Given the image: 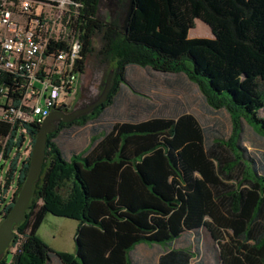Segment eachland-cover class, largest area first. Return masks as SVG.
Returning a JSON list of instances; mask_svg holds the SVG:
<instances>
[{
	"label": "trees",
	"instance_id": "trees-1",
	"mask_svg": "<svg viewBox=\"0 0 264 264\" xmlns=\"http://www.w3.org/2000/svg\"><path fill=\"white\" fill-rule=\"evenodd\" d=\"M71 1L63 20L81 42L77 69L83 74L95 55L114 71L112 87L105 103L48 135L25 219L0 264L8 253L12 264H192L200 249L181 242L203 229L220 264H264V161L244 141L245 124L264 139V0H133L126 31L129 0H116L107 20L103 0ZM197 20L211 39L189 38ZM132 67L185 76L207 108L228 114L229 131L191 113L138 121L111 114L124 88L136 92ZM88 125L83 149L60 146V135ZM40 127L0 121V155L10 160L0 222L25 184L31 152L23 158L22 150ZM50 213L78 220L74 258L39 239ZM141 246L157 247V263L137 253Z\"/></svg>",
	"mask_w": 264,
	"mask_h": 264
},
{
	"label": "built area",
	"instance_id": "built-area-1",
	"mask_svg": "<svg viewBox=\"0 0 264 264\" xmlns=\"http://www.w3.org/2000/svg\"><path fill=\"white\" fill-rule=\"evenodd\" d=\"M70 5L0 0V121L41 126L74 100L83 75L77 69L82 46L63 20Z\"/></svg>",
	"mask_w": 264,
	"mask_h": 264
},
{
	"label": "rangeland",
	"instance_id": "rangeland-1",
	"mask_svg": "<svg viewBox=\"0 0 264 264\" xmlns=\"http://www.w3.org/2000/svg\"><path fill=\"white\" fill-rule=\"evenodd\" d=\"M116 8V0H103L100 5L99 15L101 18L107 20ZM52 15L56 14V11L50 12ZM212 33L210 28L201 22L196 21L194 29L191 31L190 38H205L211 39ZM94 48L98 50L100 48V39L96 38L94 41ZM111 68L104 67L95 55L88 58L85 70L80 80L79 91L81 96L77 101L79 108L85 107L91 104L102 92L103 83L105 82ZM78 91V92H79ZM181 91V90H180ZM195 94L200 95L197 91ZM202 100V97H201ZM68 102H70L68 100ZM194 110L200 119L206 125H214L218 130L223 133H227L230 128V118L224 111H214L205 106L199 99L195 102ZM261 116H264V110L261 112ZM90 125L85 127H76L67 136L60 135L58 140L60 146L61 142L66 149L70 151H80L83 149L88 140V134ZM244 141L248 151L264 161V139L260 138L255 132L245 124ZM29 139L25 142V148L22 150V157L25 158L29 155L32 148L28 145ZM28 145V146H27ZM10 160H2L0 155V185L4 184L6 172L9 168ZM14 190V188H13ZM78 227V220L70 217L57 216L55 214H48L45 221L38 230V237L48 247H50L55 253H59L66 257L74 258L76 256V241L75 235ZM194 238H199L198 244ZM184 245H189L193 252H196L197 247L200 249V255L192 261V264H220L217 259L216 248L211 241L208 233L203 229L199 232V235L190 234L187 240L182 241ZM14 252V249L11 248ZM138 254H146L153 256L155 263L158 261L157 247H139L137 249ZM3 257V256H2ZM1 257V258H2ZM12 254H6L5 263L12 264ZM59 260L54 258L50 264L58 263Z\"/></svg>",
	"mask_w": 264,
	"mask_h": 264
},
{
	"label": "crops",
	"instance_id": "crops-1",
	"mask_svg": "<svg viewBox=\"0 0 264 264\" xmlns=\"http://www.w3.org/2000/svg\"><path fill=\"white\" fill-rule=\"evenodd\" d=\"M127 79L136 92L124 88L116 97L114 106L108 110L123 121L196 114L195 102L199 99L204 103L200 95L194 93H199L197 87L180 74L163 75L132 67L127 72Z\"/></svg>",
	"mask_w": 264,
	"mask_h": 264
},
{
	"label": "water",
	"instance_id": "water-1",
	"mask_svg": "<svg viewBox=\"0 0 264 264\" xmlns=\"http://www.w3.org/2000/svg\"><path fill=\"white\" fill-rule=\"evenodd\" d=\"M133 9V0H129L128 11L123 21V30H127V24ZM114 71L111 70L103 83L101 94L89 105L75 109L69 114L61 111L50 113L40 127V131L34 141L30 167L23 188L9 214L0 222V258L6 253L13 240L14 228L23 222L26 212L33 197L34 185L40 177L47 145L48 135L54 131L55 124L62 121L68 123L78 117L88 114L96 107L106 102L113 83Z\"/></svg>",
	"mask_w": 264,
	"mask_h": 264
},
{
	"label": "flooded vegetation",
	"instance_id": "flooded-vegetation-1",
	"mask_svg": "<svg viewBox=\"0 0 264 264\" xmlns=\"http://www.w3.org/2000/svg\"><path fill=\"white\" fill-rule=\"evenodd\" d=\"M80 96H81V92L79 91L76 94L74 100L69 105L62 107L57 111H61V112H64L65 114H69V113L73 112L75 109H78L79 107L77 106L76 103H77L78 99L80 98Z\"/></svg>",
	"mask_w": 264,
	"mask_h": 264
}]
</instances>
